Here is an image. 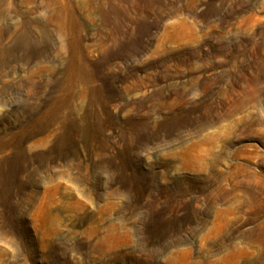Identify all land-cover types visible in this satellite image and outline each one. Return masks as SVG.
I'll list each match as a JSON object with an SVG mask.
<instances>
[{
    "label": "rangeland",
    "instance_id": "1",
    "mask_svg": "<svg viewBox=\"0 0 264 264\" xmlns=\"http://www.w3.org/2000/svg\"><path fill=\"white\" fill-rule=\"evenodd\" d=\"M0 264H264V0H0Z\"/></svg>",
    "mask_w": 264,
    "mask_h": 264
}]
</instances>
